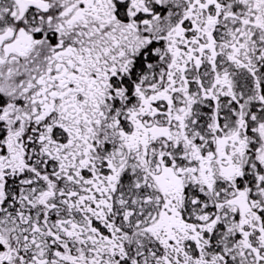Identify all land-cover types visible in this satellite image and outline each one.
I'll return each instance as SVG.
<instances>
[{
	"label": "snow or ice",
	"instance_id": "6c2138e0",
	"mask_svg": "<svg viewBox=\"0 0 264 264\" xmlns=\"http://www.w3.org/2000/svg\"><path fill=\"white\" fill-rule=\"evenodd\" d=\"M0 264H264V0H0Z\"/></svg>",
	"mask_w": 264,
	"mask_h": 264
}]
</instances>
